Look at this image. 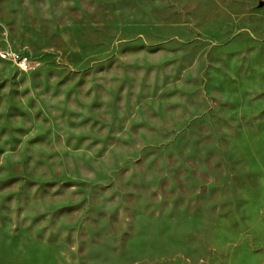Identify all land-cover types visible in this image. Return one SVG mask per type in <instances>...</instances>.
Returning <instances> with one entry per match:
<instances>
[{"label":"rangeland","instance_id":"1","mask_svg":"<svg viewBox=\"0 0 264 264\" xmlns=\"http://www.w3.org/2000/svg\"><path fill=\"white\" fill-rule=\"evenodd\" d=\"M0 264H264V0H0Z\"/></svg>","mask_w":264,"mask_h":264},{"label":"built area","instance_id":"2","mask_svg":"<svg viewBox=\"0 0 264 264\" xmlns=\"http://www.w3.org/2000/svg\"><path fill=\"white\" fill-rule=\"evenodd\" d=\"M0 58L12 62L22 71H26L30 63V56L25 52L16 53L10 50H1Z\"/></svg>","mask_w":264,"mask_h":264}]
</instances>
